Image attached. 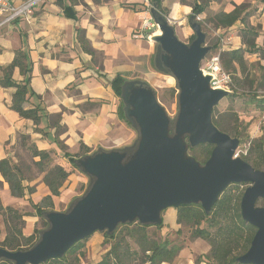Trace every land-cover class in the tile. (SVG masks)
Instances as JSON below:
<instances>
[{
  "label": "water",
  "instance_id": "1",
  "mask_svg": "<svg viewBox=\"0 0 264 264\" xmlns=\"http://www.w3.org/2000/svg\"><path fill=\"white\" fill-rule=\"evenodd\" d=\"M151 18L160 34L153 43L152 65L171 76L178 91L177 112L169 117L155 90L144 80L125 79L120 89L124 119L134 130L128 145L97 149L74 158L76 169L88 179L83 193L63 211L45 210L37 239L27 249L0 246V260L10 264H42L61 258L76 242L95 232L111 235L120 225L137 222L157 226L166 208L196 204L209 214L230 184L249 183L240 199V214L255 227L248 249L236 260L264 264V170L254 169L235 156L239 138L220 131L212 121L213 108L231 91L211 86L213 75L201 69V61L213 46L206 44L201 23L188 17L193 31L189 43L178 39L175 28L156 4ZM212 145L201 163L189 151Z\"/></svg>",
  "mask_w": 264,
  "mask_h": 264
},
{
  "label": "crops",
  "instance_id": "2",
  "mask_svg": "<svg viewBox=\"0 0 264 264\" xmlns=\"http://www.w3.org/2000/svg\"><path fill=\"white\" fill-rule=\"evenodd\" d=\"M143 2L45 0L33 5L30 21L20 18L0 26V78L1 68L12 62L15 50L24 49L31 65L29 85L38 95L30 97L24 107L39 104L44 112L38 122L21 117L10 108L15 87L0 85V159L8 157L15 162L12 154L21 144V136L27 137L37 150L63 153L67 161L65 153L74 155L86 148L90 152L98 147L111 149L132 142L135 132L119 114L121 100L111 80L117 74L127 79L142 78V73H148L153 44L146 38L148 33L143 34L144 18H149L140 10ZM163 3L164 0L162 6ZM175 5L177 13L182 8L174 1L173 13ZM255 6L258 14L250 17V25H259L255 44L264 49V6ZM10 77L20 83L25 75L16 66ZM67 178L65 194L74 190L78 177L71 172ZM0 185V200L5 205L10 201L9 187L1 174ZM23 185L25 194L28 187L32 188L28 190L29 198L37 201L33 184ZM59 194L52 195L53 203ZM165 211H169L167 230H177L175 208ZM182 252L183 249L179 255Z\"/></svg>",
  "mask_w": 264,
  "mask_h": 264
},
{
  "label": "trees",
  "instance_id": "3",
  "mask_svg": "<svg viewBox=\"0 0 264 264\" xmlns=\"http://www.w3.org/2000/svg\"><path fill=\"white\" fill-rule=\"evenodd\" d=\"M259 1L264 6V0ZM150 2L151 4L155 3L158 10L163 9L162 0H150ZM205 7V2L195 0L192 6L193 15L196 16L203 13ZM244 19L245 16L242 15L241 5H235L234 9L230 12H219L213 17L216 27L223 29L229 28L237 21L244 22ZM148 34H150V32H148ZM258 35L259 29L257 27L245 26L240 29V37L244 48L239 47L227 50L221 54L222 67L226 72L235 73L239 70L241 74H243L246 70V61L244 58L246 52H258L260 55H264V49L255 44V38ZM79 40L81 44H84L85 40L80 35ZM214 47L217 46L214 45ZM85 49L89 53H93V51L87 47H85ZM16 66L19 68L20 72L25 75V78L20 83L13 82L10 77L13 68ZM261 69L262 71L257 81L258 86L264 85V67ZM1 71L2 76L0 78V85L15 87L10 108L18 112L21 117L32 119L34 122L40 121L44 112L39 104L32 108L24 107V104L30 97L35 95L38 97L29 85L31 65L26 51L24 49L15 50L12 62L2 67ZM124 80L125 78L119 74L111 80L113 91L119 98L121 85ZM230 90L231 92L226 96L230 100L241 98L245 95L242 94L244 92L240 93L235 88L231 87ZM252 92H256V90ZM246 95L249 97L248 100L251 103L264 111V95L261 97H258L256 93ZM243 99L244 98H242V100ZM215 110L216 106L212 111V121L220 131L229 134L231 137L239 138L240 144L250 140L248 148L249 155H241V157L246 162L251 161V165L255 169L260 170L258 169L259 166L264 163L263 138H249V135L244 131V127L242 130H238L237 128L241 123L232 107H228L224 112L217 115ZM119 114L126 122L121 105ZM126 123L128 124V122ZM242 136H244V139H241ZM27 140V137L21 136V144L26 147L27 145L25 144H28ZM212 147L213 146L210 144H200L189 152L196 160L204 162L210 155ZM28 150L33 157H38L39 160L35 163L39 165L40 170L44 171L43 164L45 160L49 159L48 151L37 150L33 144L28 145ZM88 152H90V150L86 148L80 155L65 153L64 156L68 159L71 167L76 169L73 163L74 158L87 154ZM0 174L4 181L7 182L9 191L13 197L19 198L25 194V186L23 185L25 177L20 165L16 164L8 157L0 159ZM69 174L70 171L60 165H54L52 168L45 169L42 180L48 187L51 195L44 196L38 203L33 202L30 198L28 199L35 215L41 218V213L43 211L51 210L53 204L52 195L59 194V189ZM231 188L232 184L228 185L223 190L209 214H205L201 207L196 204L182 205L175 208L177 223L188 226L193 237L201 238L208 242L210 246L208 259L212 264H242L239 263L236 258L248 249L256 230L255 227L242 220L240 214L241 197L233 193ZM27 189L29 192L32 191L30 187ZM0 215L4 217V221L6 222V233L4 239L0 242L1 247L13 251L20 249L24 250L35 242H32V235L24 236L20 225L24 215L17 212V210L12 207L3 206L1 200ZM162 225L163 223L157 226H149L140 225L135 222L132 224L120 225L115 232L109 236L102 233L103 244H107V247L101 258L93 264H161L163 262L172 261L181 250V245L178 242H171L167 237L158 239L150 236L152 228L159 229ZM36 232H38V230ZM89 237L76 242L66 251L63 257L50 259L42 264H79V252ZM238 250L239 253L236 252ZM68 255L74 256L73 261H68L66 259ZM0 264L10 263L0 260Z\"/></svg>",
  "mask_w": 264,
  "mask_h": 264
},
{
  "label": "rangeland",
  "instance_id": "4",
  "mask_svg": "<svg viewBox=\"0 0 264 264\" xmlns=\"http://www.w3.org/2000/svg\"><path fill=\"white\" fill-rule=\"evenodd\" d=\"M179 2L181 8L179 12L176 13L178 5H175L174 13H173V2ZM206 3L205 11L196 16L193 15L192 6L195 0H164L163 9L158 10L161 14H163L170 22L171 25L175 28V33L179 40L183 43H189L193 38V31L189 26L188 17L190 15L194 16V19H197L201 23V27L204 32H206V44L213 46V49L204 60L201 61V66L207 64L210 61L212 56L219 57V63L221 69L229 75L231 80L229 88H235L238 92H244L245 94L241 98H235L234 100H230L228 97H224L220 100V102L216 105V115L224 112L228 107H232L233 111L236 112L240 126L237 128L238 130H242L244 127L245 133L249 135V138H260L264 132V111L260 110L258 106L254 105L248 100V96L246 94L252 95L256 93L258 97L264 95V85L258 86V78L262 71V64L264 63V55H260L259 53L256 55L249 54L246 52L244 54V58L246 61V70L243 74L239 70L235 73H228L222 67V52L236 49L239 47L244 48L242 43V39L240 37V29L242 26H251L250 25V17L257 16L258 7L255 6L256 3H261L259 0H199ZM255 1V3H253ZM262 4V3H261ZM235 5L242 6V15L245 16L244 22L237 21L232 26L227 29H223L220 27H216L215 22L213 21V17L215 14L219 12H230L234 9ZM152 6L150 0H144L143 4L140 7L141 11L146 13V16L149 17L147 19L144 18V36L145 33L150 32L149 35L153 34L156 29H158L156 23L151 18L150 7ZM187 10L188 12H184L183 10ZM176 13V14H175ZM150 19V20H149ZM253 19V18H252ZM143 20V21H144ZM153 23L154 26L151 27L150 24ZM243 23L242 25H240ZM258 29L260 28L258 24L256 26ZM148 36L146 37L148 40ZM149 41V40H148ZM150 42V41H149ZM152 43V42H151ZM153 44V43H152ZM216 45L217 47H214ZM154 50V48H153ZM260 55L261 58L258 56ZM152 58L150 57L149 61V70L148 73L143 74L141 77H135L141 80L146 81L156 92L158 101L165 108L169 117H174L177 112V89L175 86L174 79L157 70L152 65ZM261 60V61H260ZM220 77V76H219ZM235 78V79H234ZM133 79V78H127ZM256 90V92H252ZM250 92V93H247ZM242 98H244L242 100ZM234 124V123H233ZM244 139V136L241 137ZM28 144L24 146L19 144V146L13 152L15 163L20 165L23 169V175L25 180L23 183H31L33 184L34 197L37 201L40 202L42 198L47 194H51L46 184L43 182L42 177L44 175L45 169L52 168L54 165H60L65 167L68 171L74 172L76 174L77 181H75L74 190L70 193L65 194V188L69 184L68 178L63 182L64 187H60V196L57 197L55 203L52 204V210L63 211L67 208L69 202L79 195H81L86 188L88 179L85 175L79 172L77 169L71 167V164L64 159L63 153L61 152H51L49 153V159L45 160L43 170H40L39 165L35 162L38 161V157H33L31 152L28 150V145L32 143L27 140ZM249 145L247 142H242L237 147L240 150V153L246 152V156L249 155L248 152ZM85 151L84 149H80L77 155H80ZM190 153V152H189ZM191 154V153H190ZM240 156V155H239ZM245 156V155H242ZM241 157V156H240ZM242 158V157H241ZM199 161V160H198ZM201 162V161H200ZM203 163V162H201ZM251 165V161L247 162ZM252 166V165H251ZM253 167V166H252ZM254 168V167H253ZM255 169V168H254ZM260 170H264V163L259 166ZM41 171V172H40ZM38 185H41L38 187ZM249 185V183H237L232 184L231 191L238 196H242L243 191ZM28 186V185H26ZM38 187V188H37ZM64 188V189H63ZM1 190V186H0ZM26 197L17 198L13 197L9 191V199L10 201L3 206H9L17 210V212L23 214L24 216L21 219V227L24 233V236L32 235L33 241L37 239V230L45 227L43 220L35 215L33 208L28 202L29 192L25 194ZM54 197V196H53ZM241 199V198H240ZM15 200V201H14ZM35 200V199H34ZM59 200V201H58ZM14 202V203H13ZM13 203V204H12ZM258 206H264V199H259L257 201ZM167 209V208H166ZM165 209V210H166ZM163 210L162 214L164 217V223L159 229H151L150 236L158 239H162L167 237L171 242H178L181 245V250L183 252L170 261V264H212L208 259V252L210 246L208 242L201 238H195L191 234V230L188 226H184L183 224H179L177 230H167V221H168V212ZM6 233V222L4 221V217L0 215V242L4 239ZM107 244H103V236L99 232L93 233L89 239L84 243L83 247L79 252V264H93L97 260H99L105 251ZM239 253V250L236 251ZM68 261H73L74 256L68 255L66 258Z\"/></svg>",
  "mask_w": 264,
  "mask_h": 264
},
{
  "label": "built area",
  "instance_id": "5",
  "mask_svg": "<svg viewBox=\"0 0 264 264\" xmlns=\"http://www.w3.org/2000/svg\"><path fill=\"white\" fill-rule=\"evenodd\" d=\"M40 1L45 0H0V26L3 24H9L10 22L20 18L25 21H30L33 17V5ZM150 26L153 27L154 24L151 23ZM200 67L205 73L213 75L211 86L223 87L230 90L229 86L231 80L229 75L221 69L218 56H212L207 64ZM262 138L264 146V132L262 134ZM249 142L250 140L247 142L248 145ZM239 155H246V152L243 154L242 152L240 153L239 149H236L234 157Z\"/></svg>",
  "mask_w": 264,
  "mask_h": 264
},
{
  "label": "bare ground",
  "instance_id": "6",
  "mask_svg": "<svg viewBox=\"0 0 264 264\" xmlns=\"http://www.w3.org/2000/svg\"><path fill=\"white\" fill-rule=\"evenodd\" d=\"M160 33H161V31L159 29H156L152 35L160 34Z\"/></svg>",
  "mask_w": 264,
  "mask_h": 264
}]
</instances>
